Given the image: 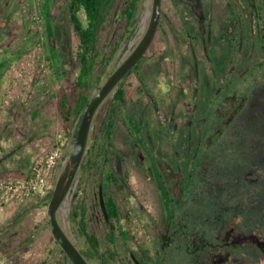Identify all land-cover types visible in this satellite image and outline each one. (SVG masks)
Segmentation results:
<instances>
[{
  "label": "rangeland",
  "instance_id": "rangeland-1",
  "mask_svg": "<svg viewBox=\"0 0 264 264\" xmlns=\"http://www.w3.org/2000/svg\"><path fill=\"white\" fill-rule=\"evenodd\" d=\"M65 1L50 0L54 38L50 49L43 44L46 25L38 1L0 0V63L4 62L0 179L26 174L28 166L21 168L22 164L28 158L31 164L40 152L59 147L65 153L68 147V153L70 143L66 144L54 93L59 88L72 92L80 63ZM124 2L116 1L99 31L98 46L107 54L125 30ZM144 2H138L136 31L144 20ZM251 7L248 0H162L154 41L137 63L138 70L125 80V103L115 108L111 118V152H117L111 155L112 168L124 189L114 185L109 194L120 211V224L130 231L126 239L117 236L118 264H133L135 256L153 264L156 254L164 253L169 235L167 207L150 171L153 162L130 135L129 118H138L170 196L179 199L192 165L208 152L212 136L233 119L229 112L236 106L241 107L240 125L249 131L239 143L248 142L254 150L209 174L219 176L216 192L211 188L201 192V199L186 207L188 219L178 212L180 231L171 236L176 245L171 249H178H167L166 264H264V64L258 67L264 61V39L258 38L264 35V0H256L260 19L254 23L261 33L257 37L249 26ZM80 17L85 23L83 12ZM118 59L113 58L109 69L117 66ZM98 89L92 88V94ZM103 106L93 122L95 132L105 123L112 101ZM84 186L90 228L103 238L106 228L96 187L93 182ZM32 202L9 203L0 214V229L6 224L9 229L0 233V264H71L51 236L47 206L30 208L28 213L25 209ZM19 212L24 216L14 223ZM66 215L63 209L59 220L76 243ZM186 234L197 237L190 242Z\"/></svg>",
  "mask_w": 264,
  "mask_h": 264
},
{
  "label": "trees",
  "instance_id": "trees-1",
  "mask_svg": "<svg viewBox=\"0 0 264 264\" xmlns=\"http://www.w3.org/2000/svg\"><path fill=\"white\" fill-rule=\"evenodd\" d=\"M42 5L41 18L44 19V40L43 44L45 47L53 49V34L50 16V0H36ZM117 0H66L68 10V18L71 26L72 33L76 38V61H79L80 68L75 82L73 83L72 92L66 91L65 88H59L54 93V97L57 100V115L61 121V127L66 138V144L71 143L76 133V121L81 117L84 110L93 98L92 88H100L104 83L105 79L112 73L113 68L109 66L115 57L118 46L116 45L109 54L103 52L98 46L99 31L101 27L107 22L108 16L111 13ZM141 0H125V6L122 8L121 16L125 21V30L122 32L121 39L125 37L131 38L136 32V19L137 13L139 12L137 6ZM175 2V0H173ZM251 7V23H249L252 35L260 36V32L257 29L258 26L254 23L258 17L259 11L256 7V0H248ZM68 2V3H67ZM17 6V4H16ZM15 6V7H16ZM60 8V6H59ZM83 12L85 17V23L80 17V13ZM42 34L43 32H39ZM40 34H36L39 39ZM260 41L264 39V35H261ZM118 58V56H117ZM48 60H51L50 58ZM4 62L0 63V79L4 74ZM264 61L259 62L258 67L262 68ZM138 64L119 82L118 88L114 96L110 99L112 101V107L108 110L107 116L104 118L106 123H101L99 130L93 132L90 135V147L85 154L80 173L78 185L73 193V199L71 202L70 213L67 217L71 224L72 233L75 235L76 243L81 254L89 261L90 264H118V250H117V236L121 238H127L130 231L123 228L120 224V211L113 197L109 194L111 186H116L119 191L124 189V186L118 182L116 173L112 168V156L116 155L117 152H111L113 144L111 142L113 122L112 119L116 107L120 104L125 103V89L124 82L133 71L138 70ZM7 95V94H6ZM5 95V96H6ZM243 104V103H242ZM242 104H240L242 106ZM241 107L236 106L229 112V116H232V120L225 122L221 127V131L214 134L211 141V146L201 158L200 161L193 164L191 173L184 179L181 185L182 195L179 199L172 198L166 187L163 176L157 168V164L154 161V157L147 147L143 137L142 128L138 122V118L131 116L127 121V128L132 138L136 140L138 147L141 149L144 157L153 162L152 169L150 170L155 178V182L160 189L161 197L163 199L166 210V225L165 228L169 235L167 241L164 244V253L156 254V261L153 264H166L168 252L167 249H171L173 242H171V236H176L180 231L179 213L185 212L186 207L194 205L196 200L201 199V192H205L208 188H211L213 192H216L215 183H217L219 176L210 177L209 174L216 173V169L223 166H231L234 162L242 160L246 153H251L254 149L251 144L246 142L243 146L239 141L247 138L246 127L240 125L238 120ZM36 111V110H35ZM34 110L32 111V113ZM37 113V112H35ZM34 116V115H33ZM228 114L226 115L227 119ZM94 121V120H93ZM97 120L94 121L96 123ZM225 121V120H223ZM222 121V122H223ZM99 126V125H96ZM104 126V127H103ZM106 129V130H105ZM61 146L63 143H59ZM56 147V146H55ZM59 148V147H56ZM54 149V148H52ZM65 152L67 148L65 147ZM111 152V153H110ZM112 155V156H111ZM239 158V159H238ZM102 161V162H101ZM218 173V172H217ZM201 178V179H200ZM249 178H254L250 176ZM99 180L103 184V197L105 204V211L108 217V223L106 222L104 215V226L106 228V234L103 238H100L93 229L90 228V212L87 205V194L84 185L88 186L90 182H93L96 187V193L98 192ZM224 180V178H223ZM82 191L84 193L81 196ZM52 192V190H51ZM50 192V194H51ZM50 194L40 201V198H35L31 203V206L25 210L30 211V208H40L47 206L50 200ZM257 201V200H256ZM255 201V202H256ZM255 202L253 204H255ZM251 204V205H253ZM179 212V213H178ZM186 215V213H184ZM24 216L22 213L14 215V223ZM186 218L188 219L187 215ZM48 223V222H47ZM116 224V225H115ZM189 230V227H188ZM186 236L192 242L194 235ZM57 246V243L54 241ZM173 246H176L175 244ZM192 244L189 246L192 249ZM178 249V247H175ZM171 249L172 251H177ZM60 249V247H59ZM61 254L65 257L66 255L60 249ZM137 261H140L138 256H135ZM176 255H172L174 259ZM66 259H68L66 257ZM142 261V260H141ZM141 264H145L143 261Z\"/></svg>",
  "mask_w": 264,
  "mask_h": 264
},
{
  "label": "water",
  "instance_id": "water-1",
  "mask_svg": "<svg viewBox=\"0 0 264 264\" xmlns=\"http://www.w3.org/2000/svg\"><path fill=\"white\" fill-rule=\"evenodd\" d=\"M144 3V20L140 29L137 31L132 42H130L126 53L120 58L117 67L106 78L102 86L98 90H95L92 100L81 117L76 121L75 137L69 144L70 146L67 155L61 160L59 174L56 178L46 208V219L51 236L71 264L90 263L85 259L74 241L71 240L65 232L64 224L59 220V214L63 209L66 210L67 215L70 211L69 209L71 207L73 193L78 184L81 164L90 147V135L93 132V120H95L98 111L101 109L102 103L107 98H112L114 96L119 82L146 54L154 41L160 23L162 0H145ZM99 181L97 194L98 203L101 208L100 211H102V214L108 223L103 197V184L101 180ZM42 199L43 197L40 198V200ZM136 264L139 263L136 262Z\"/></svg>",
  "mask_w": 264,
  "mask_h": 264
},
{
  "label": "built area",
  "instance_id": "built-area-1",
  "mask_svg": "<svg viewBox=\"0 0 264 264\" xmlns=\"http://www.w3.org/2000/svg\"><path fill=\"white\" fill-rule=\"evenodd\" d=\"M62 150L54 148L36 154L26 174L17 178L0 179V214L9 203L24 205L53 190L52 176L56 173Z\"/></svg>",
  "mask_w": 264,
  "mask_h": 264
},
{
  "label": "flooded vegetation",
  "instance_id": "flooded-vegetation-1",
  "mask_svg": "<svg viewBox=\"0 0 264 264\" xmlns=\"http://www.w3.org/2000/svg\"><path fill=\"white\" fill-rule=\"evenodd\" d=\"M138 7V6H137ZM140 29V28H139ZM138 29V30H139ZM137 30V31H138ZM137 31L135 32V35H136V33H137ZM135 35L133 36V37H131V38H128V37H125L124 39H121L120 40V42L117 44V46H118V51H117V53H116V55H115V57H117L118 56V60L120 61V58L126 53V51H127V49L129 48V44H130V42H132V40L134 39V37H135ZM122 43H123V45H122ZM119 63V62H118ZM117 66L115 65V67H114V69L116 68ZM113 69V70H114ZM112 70V71H113ZM108 100H110V99H106L103 103H102V105H101V109L104 107L103 105L105 104V102L106 101H108ZM101 110H99L98 111V114H99V112H100ZM98 114H97V116H98ZM97 116H96V118H95V120H97ZM94 120V121H95ZM93 125H94V123H93ZM95 127V126H94ZM66 153V152H65ZM65 153L63 152L62 153V157H61V160L63 159V157L65 156ZM61 160H60V164H59V167L57 168V170H56V173L55 174H53V178H52V183H53V187H54V185H55V181H56V178H57V176H58V174H59V170H60V167H61ZM79 174H80V172H79ZM56 176V177H55ZM81 177V176H80ZM80 179V178H79ZM78 182H79V180H78ZM78 185V184H77ZM77 187V186H76ZM50 194V193H49ZM98 194V192L96 193V195ZM44 197H46V196H44ZM72 199H73V197H72ZM41 201V200H40ZM72 202V201H71ZM69 213H70V211H69ZM69 213H68V215H69ZM68 215L66 216V217H68ZM14 224V223H13ZM2 232H5V233H7V232H9V229H8V224H6L5 225V228H2V229H0V233H2ZM56 245V244H55ZM58 245V244H57ZM131 261L133 262V264H136V262H138L139 264H141V260L140 261H137L136 259L134 260V258L132 259L131 258ZM136 261V262H135ZM93 264V263H92Z\"/></svg>",
  "mask_w": 264,
  "mask_h": 264
},
{
  "label": "crops",
  "instance_id": "crops-1",
  "mask_svg": "<svg viewBox=\"0 0 264 264\" xmlns=\"http://www.w3.org/2000/svg\"><path fill=\"white\" fill-rule=\"evenodd\" d=\"M0 149H1V148H0ZM1 151H3V150L1 149ZM9 153H10V152H9ZM32 155H33V152H32ZM5 156H6V154H5ZM25 156H26V155H25ZM25 156H23V158H24ZM27 156L30 157L29 155H27ZM27 156H26V157H27ZM34 156H35V155H34ZM34 156H33V157H34ZM28 160H29V158L26 159V161H25V159H24L25 162H24V163L22 164V166H21V168H23L24 166H26V167L28 166V168H26L25 171L29 170V165H30V163L28 162ZM28 163H29V164H28ZM13 170H14V169H13ZM21 174H22V173H21Z\"/></svg>",
  "mask_w": 264,
  "mask_h": 264
},
{
  "label": "bare ground",
  "instance_id": "bare-ground-1",
  "mask_svg": "<svg viewBox=\"0 0 264 264\" xmlns=\"http://www.w3.org/2000/svg\"><path fill=\"white\" fill-rule=\"evenodd\" d=\"M16 177V176H15ZM56 177V176H55ZM11 178H13V177H11ZM52 193V192H51ZM16 205V204H15Z\"/></svg>",
  "mask_w": 264,
  "mask_h": 264
}]
</instances>
